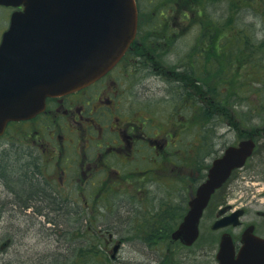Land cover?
<instances>
[{"label":"flooded vegetation","instance_id":"1","mask_svg":"<svg viewBox=\"0 0 264 264\" xmlns=\"http://www.w3.org/2000/svg\"><path fill=\"white\" fill-rule=\"evenodd\" d=\"M25 9L24 5H0V42L10 31L13 14ZM166 30L139 27L112 70L78 90L47 97L44 109L30 118L10 121L0 147L5 152L18 150V160L29 157L20 168L29 165L34 180L52 197L44 203L24 201L26 211H48L39 221L48 227L89 228L112 221L98 219L103 212L113 214L107 205L110 196H117L120 206L121 194L135 195L140 182L156 179L160 173L176 178L179 194L188 189L192 196L215 160L229 147L253 138V154L215 192L194 242L186 244L173 237L191 197L179 206L176 220L133 222L140 231L134 241L148 250L141 264H221L223 247L231 262L238 259L245 240H252L256 251L264 248V191L257 195L260 188L255 185L264 181V167L250 169L254 159L264 162V127L249 132L250 118H244V108L233 107L232 98L240 89L234 88L232 73L227 72L232 66L233 42L202 44L197 36L194 44L176 45L171 42L176 41L178 31ZM225 64L217 76L214 68ZM202 67L210 68V79L200 75ZM163 91L159 99L169 97L173 103L172 108H165V117L159 116L156 105V94ZM248 179L254 180L250 187L244 185ZM125 207L134 210V202L127 199ZM62 212L67 218L61 224ZM117 227H123L120 221ZM109 240L117 242L118 260L128 241L119 234H109ZM229 250L234 252L232 259Z\"/></svg>","mask_w":264,"mask_h":264},{"label":"water","instance_id":"2","mask_svg":"<svg viewBox=\"0 0 264 264\" xmlns=\"http://www.w3.org/2000/svg\"><path fill=\"white\" fill-rule=\"evenodd\" d=\"M25 3L24 15H14L12 30L0 45V135L10 120L40 112L49 95L81 88L105 74L120 59L138 27L135 0H0ZM33 21L34 24H31ZM33 29V31H32ZM252 140L231 148L213 164L207 180L190 200V209L173 237L191 244L212 194L251 155ZM117 251V245L114 247ZM231 252V259L234 252ZM228 250L219 253L221 264H264V248L251 240L238 259L228 262Z\"/></svg>","mask_w":264,"mask_h":264},{"label":"rangeland","instance_id":"3","mask_svg":"<svg viewBox=\"0 0 264 264\" xmlns=\"http://www.w3.org/2000/svg\"><path fill=\"white\" fill-rule=\"evenodd\" d=\"M141 2L142 6L146 8L148 2L152 4L154 0H141ZM190 2L191 0H184V7L188 6ZM207 12H209L210 21L217 25L220 24V26L223 27L228 25L230 28L229 31L235 30V28L237 29L236 31H231L233 35V45L231 44L233 61L232 66L227 69V72L229 75L232 73L233 82L241 81V83L244 82L245 86L243 89H241V87L239 89V94L232 98L233 107H235V109L244 108V118L248 117V120L250 118V123L246 127L249 132H255V129H263L264 0H209L207 2ZM181 15L183 14L178 10L175 12V15H171L172 19H170V22L172 27L175 31H178L175 37L176 41H172L171 43L183 46L194 44L197 36H201V40L206 43L207 36L204 34V31H202V24H197V20H191V23L182 25ZM1 16L4 17L5 14ZM146 17L148 23L145 24L144 31H149V26L154 25L152 22L158 21L159 18L153 13H147ZM195 31H198L196 35H194ZM202 44L204 43L202 42ZM203 68L205 67H202V69ZM202 69H200V75L207 80L210 79L209 68L203 71ZM216 69L217 68H214V73L220 76L222 73ZM222 70H224V68H222ZM237 83L240 84L239 82ZM164 92L166 91L156 94V105L158 106L157 110H159L158 114L163 117L168 115V110L165 108L173 107V103H171L172 100H168L169 97L159 99L161 93ZM163 96L164 94L161 95V98H163ZM239 103L240 105L236 107L235 105ZM234 114L235 117L238 116L236 112ZM261 135V138H264L262 133ZM3 151L2 147H0V153ZM17 154L21 153L18 150L4 151L2 154L4 159L0 163V264H79L76 260H72L75 254L71 258L72 253L75 251V246L70 243L68 244V242L73 240V236H67L68 231L74 226L48 227V223L44 225L43 222L39 221L44 219V212L48 211H26L23 203L24 201L26 202V200H24L25 198L21 199L17 197L16 199L17 195L12 193L10 187H16L19 191L22 185L29 182L32 177L31 171H29V165L23 166L24 169L20 168L22 162H27L29 157L27 161H25V158L18 160L17 158L21 155ZM257 162L256 159L251 162L252 166L254 164L253 167H250L251 170L256 171L257 167L259 169L263 168ZM17 170H19V173L21 172L19 176L23 179L22 185L19 184V186H17L18 184L15 185L13 182L14 185L11 186L9 182L14 180L12 177L16 174ZM24 170H26L25 172H27V175L24 173ZM7 173H11L8 182L2 179ZM169 176L170 175H166L165 173H160L156 179L145 183L140 182L138 184V191L135 195L130 196L128 194H121L120 197L122 198L120 201L122 203L120 202V206L117 205L119 204V202H117V196H110L108 198L107 205L112 206L113 214L103 212L102 214H98V219H112V221H107L106 226L94 228L104 229L105 227L112 226L114 237H117V234H119L125 236L126 241H128V243L125 244V248L119 253V259L117 260L116 254V257L112 259V262L109 264H141L143 262L142 257H147L148 250L144 248L146 245L134 241L136 237L140 236V231L138 228L134 227L133 222L144 221V219L149 221L176 220L179 215V212H177L179 206L181 204L183 205L184 199V202H187L191 196L189 195L188 189H186L185 194H179L177 191L178 183H176V178L173 176L170 178ZM244 185L250 187L253 184L250 179H248L244 180ZM255 185L260 188L257 195L264 191V181L260 185ZM187 186L188 183H186V188ZM127 199H131L134 202V210H129V208L125 207V201ZM169 206H171L170 218L166 217L161 219V217L164 216L163 212L168 210ZM103 215L106 216L104 217ZM167 215L168 213L165 216ZM117 219H119L123 227H117V223L114 222ZM143 229V234H147L145 231L146 229ZM105 234L107 237V233ZM7 240L11 241L10 244H5L3 246V242ZM105 242L106 250L110 255L114 244H112L109 239L105 240ZM139 248L143 249L139 250ZM75 253L78 254L77 252ZM99 260L103 261L102 258Z\"/></svg>","mask_w":264,"mask_h":264},{"label":"trees","instance_id":"4","mask_svg":"<svg viewBox=\"0 0 264 264\" xmlns=\"http://www.w3.org/2000/svg\"><path fill=\"white\" fill-rule=\"evenodd\" d=\"M139 1H140V11H141L140 27H142L143 30L145 29V24L148 23L146 20L147 13L149 14L153 13L159 19L156 22L155 21L152 22V24L154 25L149 26V31L153 29H168L170 31H175V29L172 27L171 22L170 21L166 22V19L168 18V16H171L172 14L175 15V12H177V10L181 11V13L183 14L181 15L182 25L191 23L190 22L191 20H197V24L199 25L202 24V31H204V34L207 36V42L209 44H213L214 42L219 44H229L232 42V36H233L231 31L237 30L234 26H231L234 27L235 30L229 31L230 28L228 27V25H225L223 27L220 26V24L217 25L216 23L210 21V15L209 12H207V2L209 0H191L189 5L186 7H184L183 5L184 0H179V1L154 0L152 4L151 2H148V6L146 8L142 6L141 0ZM202 42L205 43L204 41ZM222 68H226V64L222 65ZM222 68L218 67L217 69L218 71L223 73ZM202 70H204V68ZM237 82H239L240 84H238ZM233 84L235 89L241 87H242L241 89H243L245 86L244 82L241 83V81H235ZM234 92L236 93L238 91H234ZM263 155H264V151H263ZM259 164L262 167H264V162ZM25 171L26 170H24V173L26 174L27 172ZM17 172L12 177L14 180L9 182L11 186L14 185L13 182L15 183V185L18 184L17 186H19V184L22 185L23 179L19 176L21 172L19 173V170H17ZM10 177H11V173L9 174L7 173V175L5 177L3 176L2 179L8 182ZM10 189L12 193L17 195L16 199L17 197L21 199L25 198L24 200L26 201L28 200L29 202H33V203H37V202L44 203L52 200V197L45 192L42 185L34 180V174L32 175L29 182L22 185L19 191L18 189H16V187H10ZM170 207L171 206H169L167 211L163 212L164 216L161 217V219L166 217L170 218L169 216H165L167 213L171 211ZM60 217L61 219L63 218L59 222L62 224L64 223L63 220H66L67 217L63 212L61 213ZM117 221H119V219L114 222L117 223ZM113 232L114 231L112 226L105 227L104 229H97L94 227L85 228V227L74 226L71 230L68 231V235H67V236L69 235L73 236V240H74V241L72 240L73 242L72 241L68 242V244L70 243L71 245L75 246V251L73 252L75 256L74 257L71 256V258L73 257L72 260L73 261L76 260V262L79 264H109L110 262H112V258L110 257L111 255H109L106 250L105 240L109 239V234H113ZM105 233H107V237ZM75 252H77L78 254H76ZM99 257L102 258L103 261L99 260L100 259Z\"/></svg>","mask_w":264,"mask_h":264}]
</instances>
